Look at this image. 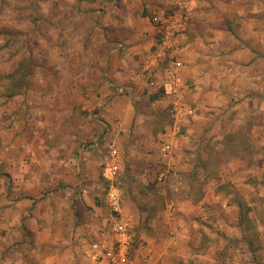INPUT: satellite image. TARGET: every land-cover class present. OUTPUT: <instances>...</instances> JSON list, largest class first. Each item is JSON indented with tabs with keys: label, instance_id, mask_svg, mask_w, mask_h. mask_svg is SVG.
<instances>
[{
	"label": "rangeland",
	"instance_id": "rangeland-1",
	"mask_svg": "<svg viewBox=\"0 0 264 264\" xmlns=\"http://www.w3.org/2000/svg\"><path fill=\"white\" fill-rule=\"evenodd\" d=\"M111 1L0 0V256L20 245L43 248L52 239L72 260L88 264L84 249L103 238L118 215L106 198L114 184L120 211L125 207L132 221L133 247L143 240L141 229L153 245L174 246L166 232L183 219L193 236L177 245L191 246L190 256L207 255V264H264V138L249 124L230 135L236 149L225 146L226 138L201 146L203 134L186 131L192 113L176 118L173 98L164 92L150 99L160 92L165 69L174 68L171 53L158 54L152 17L172 14L175 1L186 6L182 0L142 11L157 35L141 61L140 53L132 61L122 55L127 30ZM177 57L180 68L179 51ZM180 102L193 111L184 90ZM258 114L262 122L264 109ZM169 135L172 156L181 159L162 162L159 151ZM112 148L118 170L108 177ZM161 166L168 170L162 184ZM181 193L188 202L176 200ZM152 217L163 236L149 227ZM42 226L47 241L37 237ZM58 229L66 241L58 240ZM187 260L168 257L164 264H196Z\"/></svg>",
	"mask_w": 264,
	"mask_h": 264
},
{
	"label": "crops",
	"instance_id": "crops-1",
	"mask_svg": "<svg viewBox=\"0 0 264 264\" xmlns=\"http://www.w3.org/2000/svg\"><path fill=\"white\" fill-rule=\"evenodd\" d=\"M171 1H111V3L116 4L118 10H121L118 22L121 24L120 26H124L127 30V32H124V39L128 45L126 44V48H123L125 49L124 53H122L126 60L132 61L134 60L132 56L140 53L138 60L141 61L145 57L142 51L146 52V50H149L150 44L154 45L156 43V30L150 24L146 13L142 16V11H146L149 14L154 10L155 6H165ZM182 1L186 5L188 21L182 34L178 37L181 59L178 74L181 78V89L184 90V98L193 108V111H191L193 115L190 114L192 116H190L191 120L188 122L190 127L186 131L188 133L192 132L194 127L196 132L202 133L201 146H204V140H223L238 128H249V124L250 128L254 124L253 128H257V130H254L259 136L264 138V120L261 122L259 114L257 115L259 111L264 109V0ZM95 12H99V10ZM132 12H134L133 20H131ZM130 22L132 26H130ZM165 70H168L166 75L168 77L174 68ZM167 77L163 78V83ZM163 92L165 93V89ZM174 116L177 118V115L174 114ZM200 123L202 129L198 128ZM260 123L261 126L257 127ZM213 126L214 128L210 129ZM215 133L218 135H215ZM169 136L163 140V142H170L172 146L168 160L172 157L181 159L179 156H172L174 137L172 135ZM250 149L247 145V155H249ZM182 155L184 156V154ZM200 155H203V150H201ZM188 156L186 155V157ZM233 162L237 168L241 167L240 161L235 159ZM176 168L178 169V166ZM179 169L185 170L182 174L188 173L186 168ZM163 180L164 178L158 179V182L160 181V184H162ZM185 186L187 184H184V189H186ZM178 196L181 197L178 198ZM186 196V193H181V195L176 196V200L182 203L188 202L189 200ZM174 202L171 203L176 204ZM134 208L138 213V209ZM124 209L125 207L121 209L123 211L122 214L130 220V217L127 216L128 213L126 214L127 210ZM169 209H171L170 206ZM159 213L161 214V211ZM161 215L163 220H166V216L171 219V214ZM48 217L50 218V215ZM154 218L157 217H152L148 225H150L149 227L154 231V234L163 236V233L158 232L160 228L159 225H156L157 219L154 221ZM182 222L183 219H180L178 224L175 222L167 229L170 232H166V234L170 233L171 240L169 241L174 243V246L168 247L164 243L158 246L153 245L152 239L149 238V233L141 229L139 230V235L143 240L138 241L137 247H133V245L132 247L138 249L141 244L143 245L142 248H147L150 264H164L168 257H173L175 261H179L181 258L188 261L187 259L190 258L189 261H193L196 264H207L206 262H210L209 256H199L196 253L190 256V253L193 252L191 246L188 244L185 247L177 245L181 237L190 239L193 236L192 230L186 231L181 226ZM59 230H57L58 232L54 231V233L58 234V240L66 241L67 236L62 235ZM47 232V228L42 226L37 237L42 235L46 237L47 241L50 239L46 234ZM77 236L81 238L80 234ZM43 240L45 239H41V241ZM55 242V240L50 239L51 245L44 244L43 248L38 246L29 248L27 245L16 246V248H12V250L6 251V254L0 256L1 264H7L8 253L14 255L12 259H9V264H78L76 257H73V260L69 257L71 254L68 255L66 247L59 246L55 248ZM97 242L93 243L92 247ZM179 244L182 245L181 242ZM62 245L65 246L63 243ZM92 247L84 249V254L80 248L78 254L80 252L83 257L88 259L86 252ZM58 253L61 256H58ZM32 254L36 255V259L27 260V257ZM81 254L79 255L81 256ZM1 257L4 259H1Z\"/></svg>",
	"mask_w": 264,
	"mask_h": 264
},
{
	"label": "built area",
	"instance_id": "built-area-1",
	"mask_svg": "<svg viewBox=\"0 0 264 264\" xmlns=\"http://www.w3.org/2000/svg\"><path fill=\"white\" fill-rule=\"evenodd\" d=\"M175 3L178 7L172 14L167 15L157 12L152 17V21L159 33V44L157 47L160 51L158 54L169 52L173 60L174 70L169 74L164 83H162V86L165 89V93L173 98L174 114L178 116L182 112L191 113V110L186 109L185 111V108L180 102L182 82L178 74V65L180 63L177 57L179 51L178 37L186 27L187 14L183 4H180L178 1H175ZM171 149L170 142L164 141L161 144L160 157L162 162H166ZM110 156L107 167L110 174L108 177L114 175L118 170L116 148L110 150ZM167 172V167L161 166L158 179L165 178ZM106 198L111 208L118 215L112 219L111 225L104 237L99 239L94 247L87 250L89 264H150L147 248H142L143 245L141 244L139 246L141 249L135 248V250L132 247V223L120 211V192L114 184H109Z\"/></svg>",
	"mask_w": 264,
	"mask_h": 264
},
{
	"label": "trees",
	"instance_id": "trees-1",
	"mask_svg": "<svg viewBox=\"0 0 264 264\" xmlns=\"http://www.w3.org/2000/svg\"><path fill=\"white\" fill-rule=\"evenodd\" d=\"M162 88L160 89V92H154V93H152L151 95H150V99L151 100H156L158 97H160V93H163V91H164V88H163V86H161ZM246 143V141H243V143ZM242 143V147H243V149H246L247 148V144L245 145V144H243ZM224 144H225V146L226 147H229V148H231L232 150H233V148L234 149H236V148H238V147H236L235 145H234V143H233V140H231L230 139V136L228 135L227 137H226V139L224 140ZM241 147V148H242ZM198 165V164H197ZM197 174H195V176H196ZM127 191V190H126ZM127 193V192H126ZM249 209V208H248ZM133 241H134V238H133ZM133 241H132V243H133Z\"/></svg>",
	"mask_w": 264,
	"mask_h": 264
}]
</instances>
